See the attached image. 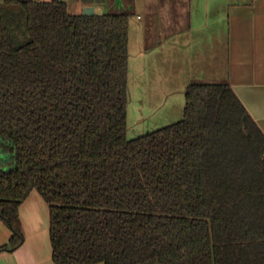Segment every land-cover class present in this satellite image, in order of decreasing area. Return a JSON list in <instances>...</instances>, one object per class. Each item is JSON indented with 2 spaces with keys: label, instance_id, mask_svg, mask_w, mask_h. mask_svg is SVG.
Here are the masks:
<instances>
[{
  "label": "trees",
  "instance_id": "1",
  "mask_svg": "<svg viewBox=\"0 0 264 264\" xmlns=\"http://www.w3.org/2000/svg\"><path fill=\"white\" fill-rule=\"evenodd\" d=\"M84 2L108 9L0 2V253L35 189L55 264H264L262 131L229 84L190 83L181 120L128 139L134 0Z\"/></svg>",
  "mask_w": 264,
  "mask_h": 264
},
{
  "label": "crops",
  "instance_id": "2",
  "mask_svg": "<svg viewBox=\"0 0 264 264\" xmlns=\"http://www.w3.org/2000/svg\"><path fill=\"white\" fill-rule=\"evenodd\" d=\"M60 1L72 15L82 14L85 7H93L97 14L108 9L104 3ZM140 13L148 20H143ZM155 14L162 15V30L167 28L169 32L153 35V41L149 42ZM132 36L136 53L133 61ZM128 53V85L133 69L139 94L149 93L147 99L154 106L168 101L175 93L183 97L190 83H227L264 134V0H134ZM158 78L164 80L161 87L152 84V89L146 91L149 81L155 83ZM129 93L130 88L128 96ZM144 103L142 99L141 109ZM179 105L175 116L180 115ZM18 213L24 241L15 250L1 252L0 264H55L49 208L37 190L30 191ZM11 236V230L0 220V246L7 244Z\"/></svg>",
  "mask_w": 264,
  "mask_h": 264
},
{
  "label": "rangeland",
  "instance_id": "3",
  "mask_svg": "<svg viewBox=\"0 0 264 264\" xmlns=\"http://www.w3.org/2000/svg\"><path fill=\"white\" fill-rule=\"evenodd\" d=\"M140 15L143 16V20H146V21L148 20V17L145 14L140 13ZM161 17H162L161 14H155L152 18V24H151L152 27L150 29V33L148 36L149 42L153 41V37L156 36V34L161 36V34L163 33L166 34L169 32L167 28L162 30L163 26H162ZM132 35H134L133 32H132ZM132 45H133V36H132V44L130 48V57H131V60L133 61L134 58H136V53H135V48H133ZM130 75H131L130 77L131 79H130V84L128 85V89L130 88V93L128 96L127 131H126V136L128 139L136 138L138 136L155 131L159 128L173 124L181 120L183 116L184 105H185V93L183 97L181 94L175 93L174 95L170 96L168 101L163 100L162 102L159 103V105L156 104V106H154L153 104L150 103V100L147 99L150 96L149 93L148 94L144 93L143 95L139 94V89L136 88L137 75L135 74V71L133 69L130 71ZM160 82L163 84L164 80H160L158 78L157 82L155 83L153 82V80L152 81L150 80L148 84V88L145 90L149 91V89H152L153 85L161 87ZM145 90L143 88V92ZM159 94L160 92H158V95ZM174 98L175 99L179 98L180 100L179 101L176 100L177 101L176 102L175 100H173ZM142 99H144V102H145L143 104L144 105L143 109H141ZM179 104H181V109H179L180 115L175 116V114L177 113V107L180 106Z\"/></svg>",
  "mask_w": 264,
  "mask_h": 264
},
{
  "label": "water",
  "instance_id": "4",
  "mask_svg": "<svg viewBox=\"0 0 264 264\" xmlns=\"http://www.w3.org/2000/svg\"><path fill=\"white\" fill-rule=\"evenodd\" d=\"M82 14L92 15V14H94V8L93 7H85L83 9V13Z\"/></svg>",
  "mask_w": 264,
  "mask_h": 264
}]
</instances>
